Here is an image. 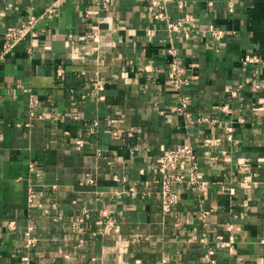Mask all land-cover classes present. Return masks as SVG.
<instances>
[{"label": "crops", "instance_id": "1", "mask_svg": "<svg viewBox=\"0 0 264 264\" xmlns=\"http://www.w3.org/2000/svg\"><path fill=\"white\" fill-rule=\"evenodd\" d=\"M177 1L179 31L152 0H0V52L7 30L54 13L0 62V264H207L209 247L217 264H264V0ZM177 146L197 152L206 193L177 186L165 211L160 155Z\"/></svg>", "mask_w": 264, "mask_h": 264}, {"label": "built area", "instance_id": "2", "mask_svg": "<svg viewBox=\"0 0 264 264\" xmlns=\"http://www.w3.org/2000/svg\"><path fill=\"white\" fill-rule=\"evenodd\" d=\"M174 0H152L153 6L157 8L156 13L154 14L155 19L166 21L168 29L170 31H179L183 29L188 20L190 19L189 15L181 17L178 20H173L170 17L168 12L169 4ZM178 7L182 8L185 6L184 0H178ZM237 0H230L228 6L231 11L234 10ZM57 3V2H56ZM54 13L52 10L48 9L47 14L42 16H31L27 21L23 22L20 26L9 29L4 34V46L3 50L0 52V62L5 59V56L18 44L19 42L31 37L34 38L38 35V23L44 19H52ZM211 34L220 39L223 38L226 31L220 28H216L214 25L208 26ZM91 38L96 40L98 45L95 50L102 51L100 46L99 32L96 31L92 33ZM87 38V36H86ZM76 46V44L74 45ZM80 51V55L88 56L91 53L89 48L85 46L77 47ZM170 53L174 56L173 60L169 64L168 77L169 82L179 90L182 85L187 81V78L184 76V68L180 65L178 58L176 56V51L174 48L170 49ZM259 56L255 54H247L242 58V63L244 65H249L251 63L259 62ZM104 89V84L98 80L94 81V90L91 95L94 97L101 98V92ZM236 94V90L232 92ZM225 111H229L228 105L222 107ZM177 109L190 116L188 109V97H183L181 103ZM116 119H111L113 124L116 123ZM99 125L98 121H95L93 127ZM229 131H232V128H228ZM119 130L115 129L114 134H118ZM229 138H232L230 135ZM199 157L197 152L191 146H177L174 148L166 149L160 155L159 163V173L161 177L159 178V183L161 185V194H162V206L165 211H170L172 206L178 201V194L176 187L180 185H187L198 193H206L207 182L199 178ZM35 192H31V202H33ZM53 208H57V204L53 203L51 205ZM51 207L45 208L47 212ZM84 216H81L80 221L85 220L88 212L84 211ZM210 211L205 210L202 213V217L208 216ZM99 225H103L102 221L98 222ZM10 226L13 228L12 224ZM113 227V222L108 221L107 224L103 225L102 231H108ZM229 229L232 230V226H229ZM28 244H34L35 238L31 237L30 228L26 232ZM235 244V236L230 234L229 238L219 241V246L221 248H229L233 250ZM205 261L207 264H217L218 259L216 257V250L213 247H209L207 252L204 255ZM20 264H29L28 257H24Z\"/></svg>", "mask_w": 264, "mask_h": 264}]
</instances>
